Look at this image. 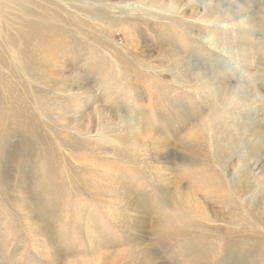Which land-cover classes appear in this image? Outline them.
I'll list each match as a JSON object with an SVG mask.
<instances>
[{"label":"rangeland","instance_id":"374dc122","mask_svg":"<svg viewBox=\"0 0 264 264\" xmlns=\"http://www.w3.org/2000/svg\"><path fill=\"white\" fill-rule=\"evenodd\" d=\"M30 1L42 4L45 2ZM46 1L57 2L62 7L60 14L54 10L63 21L58 23L60 29L43 36L33 34L25 40L18 32L22 30L21 26L13 23L15 14L12 9L8 5L3 7L4 10L0 8V264H144V258L152 257L153 252V257L147 258L156 264H263L264 247L253 248L252 253L245 251L250 238L232 223L227 210L224 211L219 203L203 199L197 194L209 220L202 222L196 218L190 226L179 217L180 221L175 220L174 215L176 213L178 216L179 206L176 200L178 188L184 190L190 184L202 183L199 172L203 171L202 175H207L204 164H180L175 155L178 154L179 143L165 133L166 141L172 140L169 143L167 141L172 170L167 174V183L160 181L162 179L156 178L148 169L149 159L145 151L138 153L137 158L131 157L130 146L124 145L118 137L117 130L123 123H99L96 109L99 105L104 114L109 110L115 111L110 106V99L115 96L118 115L132 117L129 111L131 98L125 102L120 88L118 92L114 88L118 83L122 87L123 83L122 80L115 82L111 50L115 45L123 48L125 42L120 31L125 30L138 47V53L144 55L146 51L139 46L144 45L145 40L152 44L156 39L145 29L144 22L156 21L166 25L165 32L170 35L179 53L190 56L189 61L196 63L211 78L226 80L233 86L242 85L247 90H251L256 81V118L264 126V81L261 79L264 77V33L260 28V22L264 20V0H205V4L217 5L222 11H229L235 18L231 20L232 23L237 19H252L248 27V41L255 58L248 62L253 67L255 61L257 68L251 69L247 67L248 63L238 58L236 48L241 38L238 36V27L229 22L209 25L200 20L188 19L185 22L195 27L190 30L171 21L177 19L182 22L183 18L178 19L180 15L176 17L175 13L166 9L149 8L146 0ZM87 4L100 5L98 8L102 10V19H127L140 30V35L134 32L131 25L109 28L106 23L107 28L103 34L98 28V19H93L94 15L89 14V18L86 14L81 15L75 11V6ZM45 5L48 6L49 3ZM200 8L202 10L203 4ZM157 12L162 14L161 18H153ZM66 13L84 18L85 23L75 25L73 21L71 25L66 24ZM140 17L148 18L136 22ZM199 26L205 29H199ZM97 36L102 39L101 43L95 41ZM215 39L225 40L230 46L227 50L224 47H214L210 42ZM95 60L106 64V76L102 81L97 73L98 63ZM256 76L259 77L258 80ZM161 78L168 79L169 76L165 74ZM82 89H88L89 92L83 93ZM140 89L149 91L145 85ZM184 92L182 95L185 97L181 100L195 108L192 102L194 96L190 95L189 89ZM147 100L143 96L142 102L146 103ZM77 101L86 103L80 110L85 115L90 114L92 118L91 123L87 124L85 120L80 125L81 131L74 127L78 121V113H75L76 108L73 109L72 104L75 106ZM202 108L199 107V111ZM187 109L182 110L183 115L188 116L192 110L193 113L197 110H188L190 112L186 114ZM190 120L192 121V117ZM108 128L114 129L110 132ZM72 142L78 144L74 146ZM261 164L264 165V157L261 158ZM180 167L182 176L177 173V168ZM190 171L193 172V177ZM173 178L177 181L176 185L172 183ZM127 200H130V204ZM214 211L215 214L217 212L215 218L211 215ZM230 225H233L232 230ZM196 243L203 245L202 248ZM229 243L234 244L235 248L229 249ZM195 246L197 250L200 248L199 252ZM232 256L235 260H232Z\"/></svg>","mask_w":264,"mask_h":264},{"label":"bare ground","instance_id":"6f19581e","mask_svg":"<svg viewBox=\"0 0 264 264\" xmlns=\"http://www.w3.org/2000/svg\"><path fill=\"white\" fill-rule=\"evenodd\" d=\"M119 1H122V0H117L115 2H119ZM146 1L149 4L147 5L149 8H160L161 10L166 9L168 11H171L172 13H175L176 17L180 15L178 19L183 18L182 22L177 19L176 20L171 19V21L176 24H180V26L181 25L186 26L190 30H193L194 26L193 24L191 25L190 23L185 22L188 19H196L198 21L200 20L201 22L202 21L206 22L209 25H217L221 22L223 23L229 22L233 24V26H237L238 36L240 35V38H241L240 43L238 44L236 48L238 49V58H240L241 61H244V63H248L247 64L248 68L250 69L254 67L257 68V64L255 63V61H253V67H252V64L248 62V60H250L251 58H255L254 57L255 53L251 51V46L249 47V44L251 43H249L248 41V37H249L248 33L250 32L248 27H250L251 25L250 23H252V19L242 18L240 20L237 19V21H234L232 23L231 20H234L235 18L232 17L233 15H231L229 11L228 12L222 11L219 8V6L217 7V5L210 6V3L205 4V0H146ZM42 2H44V0H42ZM48 3H49L48 6L45 5ZM86 3L89 4V2H86ZM41 4L42 3H40L39 1L38 2L33 1V3H31L30 0H0V8H2V10H4L3 7H5L6 5H8L12 9L11 11L15 14V20H14L15 22L13 23H17L16 25L21 26L20 28L22 30L18 32L20 34V37L23 38L24 40L28 39V37H31L33 34H42L43 36V34L46 35L48 32H54L56 29H60L58 27L59 25L58 23L59 22L61 23L63 21L57 17L54 10L59 13V11L62 10V7L59 4H57V2H50L46 0L42 5ZM88 4L85 6H81V5L75 6V11H78L81 15L86 14L89 18H90L89 14L94 15L95 18L93 19H96V18L98 19L99 21L98 28L102 30L103 34H104V31H106L107 26H109V28H112L116 25L121 26L123 24L125 25L128 24L134 28V32L139 33L140 35V30L135 25L130 23V21H128L127 19H124V18H123L124 20L123 19H113L109 17L102 19V16L100 17V14L102 15V10L101 8H98V6L100 5L94 6L92 4L91 6H89L90 4L89 5ZM201 4H203L202 10L200 8ZM155 15L156 16H153V18L162 17V14L160 12H157ZM66 18H68L66 24L71 25L73 24V21L74 23H76L75 25L85 23L84 18H77V16L73 13L67 14ZM147 18L140 17L139 19L136 20V22L140 20L143 21V19L145 20ZM238 18H241V17H238ZM11 21H13L12 18H11ZM105 23L107 24V26H105ZM144 23H145L144 24L145 29L151 32L152 35H154L156 38L155 42H153L152 44L150 43V41L146 42L145 40L143 41L145 44L139 46L140 49H142L143 51H146L144 55L143 54L141 55L140 53H138L137 51L138 47H136V45L133 43V39L129 37L127 31L122 30V29L120 33L123 37L122 40L125 42L123 48L120 49L115 45V48L112 46L113 51L111 50V56L113 57V60H112L113 65L111 66L114 67L115 69V72H114L115 78L114 77L113 78L116 80L115 82H119L122 80L121 82L123 83V85L121 84L122 87H119L120 83H118V85L114 86V88L117 90V91L115 90L116 92H118V89L120 88V90L122 91L121 95L123 99L125 100V102H127V100L131 98L132 105H130L129 111H131V116L133 117V119L132 117H130L131 118L130 119L129 117L118 115V112L116 110L117 106L115 102V96H113L110 99L112 103L110 104V106L115 111L109 110L108 113L104 114V111L102 110L103 108H101V106L98 105L96 109V112L99 116L98 122L99 123H104L106 121H109V122L111 121L110 123L115 122V121L122 122L123 125L121 126V128L117 130V132H119L118 137H120V140L124 142V145L128 144L130 146L131 157L137 158L138 153L141 154L143 151H145L144 153H146L149 159L148 161L149 163L147 162L148 164L147 167L152 172V174L156 175V178L158 177L162 179L160 181H166L168 178L167 174L169 170L170 171L172 170L171 169V166H172L171 152L169 148L170 146L168 145L169 141H172V140L168 139L167 140L168 143H167L165 133L170 135L174 139V141L179 143V144L176 143L178 147V154L176 153L175 155H177V157L179 158L180 164L188 166L191 162H194V163L199 162V163L204 164L207 167L205 168L207 175L203 174L204 175L203 176L202 175L203 171L199 170L200 171L199 174H201L202 176L201 177L202 183L200 182L195 185L190 184L189 188L184 189V190H181L180 187L178 188L177 193H176L178 197L176 198V200L179 206L177 207L178 216L176 213L174 215L175 220L176 221H180L181 219L185 220L187 225L189 226L190 224L195 222L194 219L196 218L201 219L202 222L203 220H209L207 211L203 209L204 207L202 206V202L200 201L201 199L196 197L197 194H200V196L203 199H209L210 201L219 203V205L223 206L225 209L223 210L224 211L227 210L228 216L232 220V223H234L236 227L238 226L239 229H241L240 232L242 234L250 238L249 239L250 241L246 243L245 251L252 253L253 248L260 249L261 247H264V165L261 164V158L264 157V126H263V123L261 124L260 120L256 118V114L258 110L257 109L258 108L257 107L258 105L257 104V101H258L257 87L258 86L256 84V81H255V85L252 83L254 88L252 87L251 90L250 88L249 90H247L242 85L233 86V85L228 84L226 80L222 81V80L211 78L212 76L210 77L205 72L201 71L197 67L196 63L189 61L191 59L190 56L181 55L179 53L170 35L167 32H165L166 25L164 23L156 22V21L155 22H144ZM195 24H198V23H195ZM124 28H127V26ZM235 28H234V31H236ZM260 28L263 29V33H264V20L260 22ZM199 29H205V28L199 26ZM141 34H143V32H141ZM94 39L97 43L102 42V39L100 38V36H97ZM221 42H224V43L221 44ZM225 42H226L225 40L223 41L220 39H215V40H211L210 44L213 45L214 47L219 46L218 47L219 49H221L220 47H224L227 50V48L230 45H229V42H226V43ZM248 56L250 57L249 59L246 58ZM144 57H146L147 59H144ZM143 60H146V61H143ZM23 62L25 63V60ZM95 62L98 63V65L96 66V68L98 67L97 73L100 76V79L102 81L103 77L105 78L106 76L105 75L106 72H104V68L106 67V64L103 62H99V60H95ZM165 74L169 76L168 79L161 78ZM255 78L258 80L259 77L256 76ZM261 79L264 81V77ZM144 85L149 91L140 89ZM77 87L80 89L79 84H77ZM111 87L113 86L111 85ZM79 89H76V90L79 91ZM187 89H189V92L191 93L190 95L194 96V100L192 102L195 105V108H191L190 106L187 105L186 102H184V100H181V98L185 97L184 95H182V93H185L184 90H187ZM81 92L87 93L89 92V90L82 89ZM143 96H145V98L147 97L148 99L146 103L142 102ZM77 99H78V96H77ZM73 105L74 104H72V108L73 109L76 108L75 113H78L77 115L78 121L75 120L76 123L74 127L77 129V131H81L82 128H80V125L85 120L87 124L91 123L92 118L90 114L85 115L80 110V108L84 107L86 103L77 101L75 102V106ZM199 107L200 108L204 107V108H202L199 111L198 109ZM185 108H188L186 114L190 112L188 110H191V109H197V110L194 113L192 110V113L190 112V114L186 116L182 114V110ZM183 113L185 114V112ZM72 114H73V111H72ZM153 115H155L154 116L155 118H152ZM191 117H192V121L190 120ZM198 120H200V122H198ZM88 127L90 128L91 126H88ZM108 129L111 132V130H113L114 128L113 129L108 128ZM77 144H78L77 142H72V145L74 146H76ZM123 153L125 155V152ZM173 153L174 152H172V154ZM238 157L240 159H236ZM208 166L210 168H208ZM198 167H201V166H198ZM186 168H185V171H186ZM180 170H182L181 167L177 168L178 176H182L181 175L182 173ZM222 172H226L228 174H224ZM190 174H191V177H193V172L190 171ZM172 183L173 185H176L177 181H175L174 179ZM24 185L23 187H25ZM167 185H170V184H167ZM206 187L208 188V190H206ZM130 197L131 196H129V198ZM125 203L127 204V202ZM208 205H209V202H208ZM220 211H222V209H220ZM216 214H215V211L214 213L213 212L211 213V215H214V218L217 216ZM178 217L181 219H178ZM31 223L33 222L31 221ZM226 225L228 226V224ZM233 225H230L232 226L231 230L233 228ZM197 234H200V232L199 233L197 232ZM214 237L212 239H215ZM40 241L42 243V239ZM221 242L223 243V241ZM210 243H213V242L210 241ZM196 244H199V243H196ZM243 245L245 246V244ZM202 246L203 245H201V248ZM206 246H207V243H206ZM228 247L229 249L232 250L235 248V245L229 243ZM195 249H196V246H195ZM241 249L242 248H240V250ZM189 250L191 249L189 248ZM205 250H202V251H205ZM197 251L199 252L200 248ZM212 251H213V248H212ZM206 252L208 253V251ZM151 254L153 257L154 252ZM257 254L255 253L254 255L257 256ZM258 256L260 257L259 254ZM147 257L144 258V264H156L155 262L152 263V261H150V259H148ZM152 257H149V258H152ZM200 258H201V255L199 259ZM231 258L233 260L234 257L232 256ZM206 259H208V257ZM218 259L220 260L221 258H218ZM238 259L240 260V257ZM152 260H155V259H152ZM195 260L197 261L196 258ZM256 260H257V257H256ZM216 263H218V261ZM221 264H224V263H221Z\"/></svg>","mask_w":264,"mask_h":264}]
</instances>
